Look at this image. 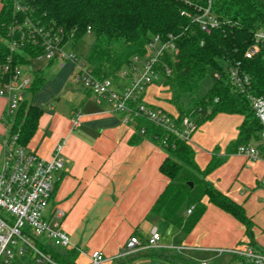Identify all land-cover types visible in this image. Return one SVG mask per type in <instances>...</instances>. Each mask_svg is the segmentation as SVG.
I'll return each mask as SVG.
<instances>
[{
  "label": "crops",
  "instance_id": "obj_1",
  "mask_svg": "<svg viewBox=\"0 0 264 264\" xmlns=\"http://www.w3.org/2000/svg\"><path fill=\"white\" fill-rule=\"evenodd\" d=\"M50 65L55 66L51 72L33 70L42 73L44 83L35 93L26 95L30 103L43 110L28 148L43 159H50L56 147L63 144L65 169L54 175L50 207L65 212L63 227L72 246L63 250H76L77 264H90L84 252L92 251L104 253L103 264H179L174 247L228 253L232 261L236 260L233 249L244 251L253 246L264 251V162L227 150L238 137L241 115L217 114L198 126L190 143L202 169L214 157L222 159L207 180L245 208L254 222L251 235L234 216L210 203L208 197L204 198L206 212L190 232L166 221L161 231L163 220L150 212L169 183L160 171L167 153L144 136L136 123H124L123 114L114 112L107 100L98 101L81 81L70 85L69 79L77 72L73 60L64 64L53 60ZM168 96L167 88L154 84L148 88L144 101L152 109L163 108L176 115ZM5 109L6 100L0 97V166L7 132L3 122ZM78 110L82 118L75 127L73 119ZM135 135L139 139L132 141ZM252 143L256 144L254 140ZM147 223L149 229L141 234V227ZM169 226L171 235L164 232ZM155 227L161 234L157 246L131 257L122 256L131 236L144 241ZM177 236L181 237L180 245L173 243Z\"/></svg>",
  "mask_w": 264,
  "mask_h": 264
},
{
  "label": "trees",
  "instance_id": "obj_2",
  "mask_svg": "<svg viewBox=\"0 0 264 264\" xmlns=\"http://www.w3.org/2000/svg\"><path fill=\"white\" fill-rule=\"evenodd\" d=\"M14 1L2 0L0 5V80L8 79L2 67L10 55L17 63H29L28 58L42 53L40 47L31 44L16 52L9 49L8 26L18 16L13 9ZM25 4L28 15L46 26L60 28L64 41L72 42L73 46L87 34L93 35L82 60L93 78L111 79L115 85L126 84V80L121 79L122 72L130 68L133 57L146 52V45L153 36L172 34L179 53L177 57L164 55L163 62L172 73L164 75L160 85L167 88L168 102L177 111L178 124L191 114L198 126L220 113L238 114L243 121L237 139L227 148L228 153L237 152L240 146L258 138L260 122L247 95L232 85L228 69L238 64L250 76L252 92L264 95V48L253 58L245 56L254 32L264 29V0H25ZM209 5L219 25L207 33L193 18ZM188 13L191 16H187ZM159 66L162 70V65ZM35 73L32 93L44 83L42 73ZM215 73H219L220 78H215L207 93L201 95V83ZM42 113L39 106L28 100L21 105L13 126L20 134L21 145L28 147ZM136 126L139 131L144 129V136L167 153L160 171L169 183L150 214L188 233L206 212L204 198L208 197L210 203L234 216L244 225L246 234L251 235L254 222L245 208L207 180V175L222 159L214 157L202 169L189 141L146 116H137ZM138 139L135 135L132 141ZM191 207L194 209L187 215ZM43 249L51 252V247ZM69 255L70 260L52 256L54 263L47 264H77V251H69ZM189 262L186 264H194Z\"/></svg>",
  "mask_w": 264,
  "mask_h": 264
},
{
  "label": "built area",
  "instance_id": "obj_3",
  "mask_svg": "<svg viewBox=\"0 0 264 264\" xmlns=\"http://www.w3.org/2000/svg\"><path fill=\"white\" fill-rule=\"evenodd\" d=\"M13 9L18 16L8 26L9 49L16 52L31 44L32 47H40L42 53L28 58L29 63H17L10 55L2 67V72L8 79L0 80V97L6 100L3 122L7 131L3 139L4 155L0 166V264H15L16 260L26 256L39 263H54L43 248L69 249L72 246L71 238L63 227L65 212L59 207H50L55 191L54 175L65 169L63 144L56 147L50 159H43L21 145L19 132L13 130L18 111L34 84L36 71L26 68L32 59L47 58L49 61L58 60L62 64L66 60H73L77 69L75 79L93 91L98 101L110 102L114 112L123 114V122L126 124L136 123L137 116H146L151 122L189 142L198 125L192 114L185 116L178 124V114L152 109L144 101L148 88L160 82L164 75L172 73L171 68L163 62L166 53L173 57H177L179 53L172 34L168 37L159 34L153 36L146 45V52L133 57L130 68L122 72L121 77L127 78L126 84L115 85L111 79L101 81L93 78L81 58L65 51V45L69 41H64L62 30L46 26L28 15L25 0H15ZM187 16L191 14L188 13ZM193 20L207 33L219 25L211 12V5ZM263 48L264 29H259L254 32L245 56L253 58ZM228 74L235 89L247 95L261 125L258 138L253 139L256 144L251 141L242 145L237 153L250 160L264 162V95L252 92V80L238 64L230 65ZM214 78H220L219 73H215ZM81 118L82 112L76 111L73 119L75 127L79 126ZM141 132L144 133V129ZM193 209L194 207L189 208L187 215ZM160 240L161 234L156 227L144 241L138 236H131L122 256L131 257L140 250L157 246ZM174 249L181 253L183 247ZM231 253L239 264H264V251L257 247L251 246L244 251L233 249ZM84 254L89 257L90 264H103L106 260L101 251ZM199 264H209V260L204 259Z\"/></svg>",
  "mask_w": 264,
  "mask_h": 264
},
{
  "label": "rangeland",
  "instance_id": "obj_4",
  "mask_svg": "<svg viewBox=\"0 0 264 264\" xmlns=\"http://www.w3.org/2000/svg\"><path fill=\"white\" fill-rule=\"evenodd\" d=\"M24 1V0H21ZM1 7V6H0ZM94 36L91 34H87L83 40H81L77 45L73 46L72 42H68L65 45V51L69 54H73L78 56L79 58L83 59L86 55V53L88 52V49L90 47L91 42L93 41ZM49 67V60L47 58H42V59H32L31 63L29 66H27V70L33 71V70H37V69H41V70H46L48 69L49 72L53 71L55 69L54 65H50ZM122 80H126L127 78H123L121 77ZM78 80L75 79L74 76H72L68 83L70 85L72 84H76L77 85ZM128 82V80H127ZM215 82V78L213 75L208 76L207 78H205L203 80V82L200 85V94L204 95L207 93V91L211 88V86L214 84ZM158 84H160V82H158ZM162 88V87H160ZM162 90V89H161ZM157 91L160 92V89L157 88ZM64 99V98H62ZM156 109V108H154ZM164 222V221H163ZM166 222L162 223L159 227L161 229V231L163 230L164 227H166ZM150 224H145L141 227V234H145L147 232V230L149 229ZM166 230V231H165ZM164 230V232H167V235H171V226H169V228H166ZM171 230V231H170ZM173 233V232H172ZM181 237L177 236L174 238L173 243L176 245H180L181 242ZM51 252H47L50 256L52 261L54 262V258L52 256L57 255L59 257V259H67L70 260V255L69 252H65L63 249L58 250L56 248H52L49 250ZM175 251V250H174ZM176 255H179V259L177 260V262L179 264H184L186 261H188V263H190L189 261H191L194 264H199L200 261H202L203 259L209 260V264H239V261L236 259L235 261L231 260V256L228 253H222V254H217L216 252H211V251H202V250H184L182 251V253H177L176 251L173 252ZM63 261V260H61ZM126 263V262H125ZM15 264H43V263H39L38 261H34L30 258V256H26L24 258H20L18 260H16ZM58 264H63L61 262H58ZM186 264V263H185Z\"/></svg>",
  "mask_w": 264,
  "mask_h": 264
},
{
  "label": "water",
  "instance_id": "obj_5",
  "mask_svg": "<svg viewBox=\"0 0 264 264\" xmlns=\"http://www.w3.org/2000/svg\"><path fill=\"white\" fill-rule=\"evenodd\" d=\"M191 185H193L192 183H190Z\"/></svg>",
  "mask_w": 264,
  "mask_h": 264
}]
</instances>
